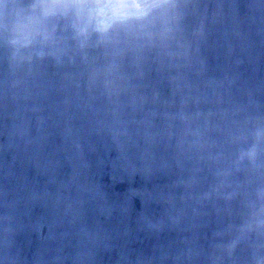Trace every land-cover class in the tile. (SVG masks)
Instances as JSON below:
<instances>
[{
  "label": "water",
  "instance_id": "obj_1",
  "mask_svg": "<svg viewBox=\"0 0 264 264\" xmlns=\"http://www.w3.org/2000/svg\"><path fill=\"white\" fill-rule=\"evenodd\" d=\"M0 264H264V0H0Z\"/></svg>",
  "mask_w": 264,
  "mask_h": 264
}]
</instances>
